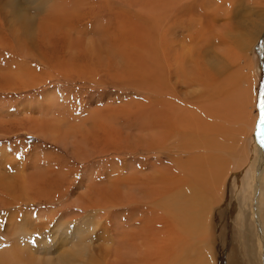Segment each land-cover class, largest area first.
<instances>
[{
	"label": "rangeland",
	"instance_id": "374dc122",
	"mask_svg": "<svg viewBox=\"0 0 264 264\" xmlns=\"http://www.w3.org/2000/svg\"><path fill=\"white\" fill-rule=\"evenodd\" d=\"M221 3L218 0H172L171 8L166 7L170 21L157 30V25L153 26L151 20H160L158 12H152V6L147 7L156 4L152 0H0V248L7 241L4 233H7L8 239L22 236L21 233L16 236L13 231H5V213L9 211L4 210V201L20 202L21 199L24 206L20 202L21 206L11 207L10 211L14 213V210H18L23 215L21 220L24 229L28 226L27 233L32 235V241L39 240L41 236L47 244H51L60 211L76 217L75 213L86 204L87 191L94 190L96 195L100 194L103 187L109 192L129 191L130 188L125 184L130 181L177 185L173 183L179 181L176 176L179 174L177 163L186 165L189 156L182 153V149L179 152L174 147L177 145L175 141L166 143L164 148L168 147L167 150L159 153L146 149L151 135L160 133L155 128L154 120L163 117L156 112L162 105L158 91L152 87L153 92L150 89L146 92L145 87L152 84L151 78H154L155 73H160V80L165 83L161 90L169 93L174 87L171 96L164 99L165 104L174 103L184 109L179 111L186 119L183 127L190 126L191 121L194 124L199 119H206L200 109L206 105L202 104L204 94L201 96L197 92L194 96L190 89L180 88L181 100L176 99L175 84L179 77L181 80L188 77L184 74L192 65L186 64V69L176 66L168 50L170 43L168 46L164 43L173 40L174 53L194 51L189 49L193 45L188 42L189 34L185 33L184 25L187 26L190 19H195L197 26L203 15L210 14L211 9L214 14ZM255 11L253 13L249 9L243 12L239 22L246 26L263 25L264 12ZM163 33L166 34L161 35ZM259 38L253 46L251 57L255 64V89L259 100L258 106L252 110V116L260 117L264 114V31ZM197 42L199 45L201 38ZM184 61L190 63L196 60L191 56ZM142 73L149 79L143 80ZM40 104L43 105L41 108ZM189 110L190 116L187 115ZM96 111L105 112L104 117L109 114L114 117L107 116L106 122L100 124L98 117H92ZM26 112L30 114L27 116ZM28 117L29 120L37 118L43 121L40 126L45 127L47 136H36L26 126L22 128ZM53 119L62 122L58 138L52 136L57 132L50 127ZM97 129L101 132L94 134ZM102 131L106 132L104 138L113 141V144L111 141L104 145L100 142L88 148L80 144L78 151L77 146L63 145L67 141H75V144L84 141V137L98 140L102 137ZM61 134H64L62 138ZM65 135L67 139H63ZM254 136L253 132L252 139L243 138L240 141L246 145L240 143L237 147L238 151L244 148L242 151L249 156V167L243 177H239L241 184L227 181L222 189L219 183L217 193L215 191L213 194L216 198L212 213L219 210L220 217L211 215L213 222L219 220L218 226L211 229V236L223 241V244L226 241L229 245L232 243L237 257L240 255L238 241L242 229L236 216L243 213L244 209L237 205L231 210V206L236 196L244 197L247 194L243 190L249 184V173H254L256 179L259 172L256 168ZM262 142L264 146V131ZM98 146H104L106 153L97 154L100 149ZM262 170L261 176L264 174V162ZM57 181L60 185H57ZM202 185L207 187V183ZM42 189L46 194L42 193ZM224 200L225 205L221 206ZM144 207L146 209L143 211H149L147 205ZM245 209L248 210L247 205ZM129 211L120 209L123 219L129 215ZM117 217H113L112 223L120 226L122 217ZM66 219L63 218V224ZM45 221L48 223L43 226L45 230L41 231L39 224ZM223 233H227V238Z\"/></svg>",
	"mask_w": 264,
	"mask_h": 264
},
{
	"label": "bare ground",
	"instance_id": "6f19581e",
	"mask_svg": "<svg viewBox=\"0 0 264 264\" xmlns=\"http://www.w3.org/2000/svg\"><path fill=\"white\" fill-rule=\"evenodd\" d=\"M152 1L156 4L147 7L151 8L152 6L154 8H151L152 12L156 14L158 12L160 20L154 21L152 18L151 22L153 26L157 25V30H160L163 24L170 21L166 15V7L171 8L172 0ZM221 1L219 10L212 14L213 9H211L210 14L201 17L197 26L195 19H190L189 24L184 25L185 33L189 34L187 36L188 42L191 46L193 45L189 49L194 51H184L181 52L182 54L174 53V41L167 42L166 40L164 43L166 46L170 43L171 47L168 46V50H170L176 66L186 69V64L192 65L184 74L188 77L184 80L179 77L178 84H175L176 99L181 100V89L183 88L190 89L194 96L197 92L198 94L201 93V96L204 94V101L201 102L202 104L206 103V105L200 109L206 115V119L198 118V123L193 124L191 121L190 126L183 127L182 124L186 119L182 117V113L180 114L179 111L184 109L182 110L174 103L165 104L164 99L171 96L170 93L174 92V87H171L169 93L163 92L161 88L165 83L160 80V73H155L154 78H151L153 79L152 84L145 87L146 92L149 89L153 92L152 87L154 91H158L162 105L156 109V112L163 117V119L154 120L155 128L160 130V133H154L151 135V139L147 138L146 149L159 153L167 150L168 147L164 148L166 143L175 141L179 146L174 144V147H177L179 152L182 149V153H187L189 156L186 165L183 164L184 166H182V164L177 163L176 169L179 174L176 176H178L179 181L173 182L177 185L164 181V183L149 181L135 183L130 181V183L125 184L130 188L129 191L109 192V190H104L106 187H103L100 194L97 195L93 193L94 190L91 192L90 189V192L87 191L85 194L86 186H88L86 185L83 192L86 196V204L81 206L78 212L75 211L76 217L74 218L71 215L62 214L60 211L59 221L52 232L54 241L51 244H47L46 239L41 236L39 240L32 241V235L27 233L26 228L28 226L24 229V223L21 220L23 215L18 210H14V213L10 211L11 207L23 205L21 199V205L17 201H4V203L2 202L4 210L9 211L5 213V231L9 233L13 231L15 234L21 233L22 236L8 239L7 233H4L7 241L3 244V248H0V264H264V174L261 176L264 162L262 142L264 114L260 117L259 115L252 116V110L258 106L259 100L255 89L257 80L255 64L251 57L254 44L263 35L264 18L263 25L246 26L239 22L241 14L249 11V9L251 12L255 10L264 12V0H218V2ZM248 1L250 2L248 3ZM236 3L239 5H235ZM239 6L241 7L239 8ZM262 12L261 14H263ZM169 38L167 39L169 40ZM199 38H201V42L198 45L197 40ZM191 56L196 61L186 63L184 60ZM142 76L144 77L143 80L149 79L145 74ZM137 79L138 76H136ZM191 106L196 108L195 104ZM191 113L195 114L194 112ZM25 114L29 115L30 112ZM104 115L105 112L103 114L101 111H96L92 117H98L101 124L106 122L107 116H110V114L105 117ZM187 115L190 116V110ZM110 117L113 118L114 116ZM88 119L93 120L92 118ZM53 120L54 122L50 127L57 132L52 136L58 138L60 136L59 131H62L60 128L62 122L58 119ZM42 122L37 118H30L29 120L28 117L24 122L26 125L23 124L22 128L26 126L31 134L45 137L47 136L46 129L44 126L43 128L40 126ZM104 131L98 140L92 137H84V141L78 142L76 140V144L75 141L69 143L67 141L63 145L64 147H69L68 144L73 147L77 146L76 151L80 150V144L86 147L89 145L95 147L94 145L102 142L104 145L105 142L111 141L104 138L106 133ZM99 132L101 131L97 129L94 134H99ZM253 132L256 143V163L258 164H256V168L259 172L256 179L254 173H249V184L244 186L243 190V193L246 194L247 192V194L244 197L243 195L236 196L231 206V210L237 205L240 209H244H242L243 213L236 216V220L241 223L242 229L239 235L240 241H238L240 255L237 257L232 243L229 245L226 241L223 244V241L220 242L219 239L211 236V229L219 224L218 218L216 222H213L211 215L216 214L220 217L219 210L212 213V205L216 198L213 197V194L218 189L219 183L222 189L227 181L236 185L241 184L239 177L249 167V156L245 151H242L244 148L240 152L237 147L240 143L246 145L240 140L245 139V137L252 139ZM64 134H61V138ZM67 138L68 136L63 139ZM111 142L113 144V141ZM98 147L100 149L96 152L97 154L106 153L104 146ZM202 183H207V187L203 186ZM82 185L85 184L82 183ZM143 190L146 191L143 192ZM42 193H44L43 189ZM49 194L51 195L50 192ZM45 197L46 195H44ZM52 198L54 199V197ZM91 198L93 199L90 200ZM224 198L227 199L226 196ZM225 200L221 206L225 205ZM145 205L149 211H143L146 209ZM246 205L248 210L245 209ZM121 208L130 210L129 215L124 219V215L120 212ZM125 211L127 212V210ZM115 215L122 217L120 226L112 223ZM46 217L48 218V216ZM64 217L72 222L65 220L64 225L62 222ZM46 223L48 221L39 224L41 231L45 230L43 226L45 227ZM55 231L59 232L54 233ZM223 235L227 238V233H223Z\"/></svg>",
	"mask_w": 264,
	"mask_h": 264
},
{
	"label": "snow or ice",
	"instance_id": "6c2138e0",
	"mask_svg": "<svg viewBox=\"0 0 264 264\" xmlns=\"http://www.w3.org/2000/svg\"><path fill=\"white\" fill-rule=\"evenodd\" d=\"M262 122H264V121H262Z\"/></svg>",
	"mask_w": 264,
	"mask_h": 264
}]
</instances>
